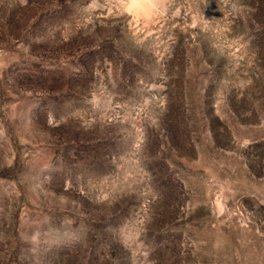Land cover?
Listing matches in <instances>:
<instances>
[{"label":"rangeland","instance_id":"1","mask_svg":"<svg viewBox=\"0 0 264 264\" xmlns=\"http://www.w3.org/2000/svg\"><path fill=\"white\" fill-rule=\"evenodd\" d=\"M0 264H264V0H0Z\"/></svg>","mask_w":264,"mask_h":264}]
</instances>
